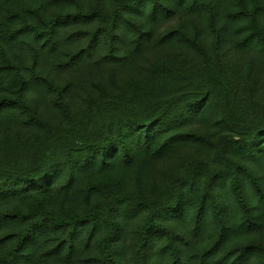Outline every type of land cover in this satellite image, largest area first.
<instances>
[{
  "label": "trees",
  "instance_id": "1",
  "mask_svg": "<svg viewBox=\"0 0 264 264\" xmlns=\"http://www.w3.org/2000/svg\"><path fill=\"white\" fill-rule=\"evenodd\" d=\"M0 264H264V0H0Z\"/></svg>",
  "mask_w": 264,
  "mask_h": 264
}]
</instances>
